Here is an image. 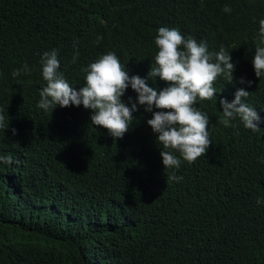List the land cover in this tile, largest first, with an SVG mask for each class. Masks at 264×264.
<instances>
[{
    "label": "trees",
    "instance_id": "trees-1",
    "mask_svg": "<svg viewBox=\"0 0 264 264\" xmlns=\"http://www.w3.org/2000/svg\"><path fill=\"white\" fill-rule=\"evenodd\" d=\"M261 19L264 0H0V155L13 160L0 162V264H264V77L252 65ZM160 27L224 48L235 65L232 82L218 77L216 96L196 105L210 120L206 156L165 170L143 106L116 140L83 105L37 107L45 51L57 50L77 91L107 52L147 78ZM25 64L31 74L14 78ZM241 88L258 131L220 123L219 101ZM136 96L129 85L121 99Z\"/></svg>",
    "mask_w": 264,
    "mask_h": 264
},
{
    "label": "clouds",
    "instance_id": "clouds-1",
    "mask_svg": "<svg viewBox=\"0 0 264 264\" xmlns=\"http://www.w3.org/2000/svg\"><path fill=\"white\" fill-rule=\"evenodd\" d=\"M223 11L230 14L232 9L226 5ZM259 38L261 45H264V19L259 20ZM154 44L157 52L147 78L129 76L116 53L107 52L82 69L86 73L85 84L79 91L60 71L57 50L45 51L41 66L46 86L39 92L37 107L45 112H53L57 106L83 105L91 110V124L103 127L116 140L123 138L130 130L135 120L133 113L143 106L145 112L152 113L147 124L156 134V143L162 146L160 156L164 169H179L182 161L195 163L199 157L206 156L212 145L209 117L196 105L216 96L214 82L218 77L223 76L229 83L232 82L235 65L231 62L230 52L224 48L210 52L206 41L198 42L192 37L185 39L175 28L160 27ZM78 56L77 50L72 57L73 63ZM252 65L255 76L259 79L264 77V46L256 47ZM22 73L31 74L27 64L13 70L12 76L15 78ZM156 77L169 86L159 91L148 86L147 79ZM240 83L251 86L252 81L241 78ZM129 85L137 96L135 100L129 97L125 103L121 98ZM251 91L241 88L232 95L234 100L231 102L227 99L219 101L222 108L220 123L225 127L233 126L230 122L238 118L244 128L253 132L260 129L258 124L261 118L252 107ZM8 126L9 122L0 114V129L5 131ZM11 131L13 135L16 134L15 128ZM0 162L11 164L13 160L11 156L0 155ZM168 179L178 182L182 177L173 173Z\"/></svg>",
    "mask_w": 264,
    "mask_h": 264
}]
</instances>
